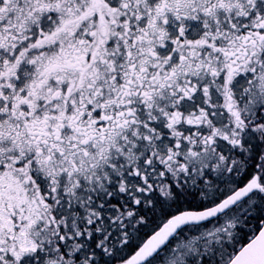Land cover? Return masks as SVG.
<instances>
[{
    "label": "snow or ice",
    "instance_id": "obj_1",
    "mask_svg": "<svg viewBox=\"0 0 264 264\" xmlns=\"http://www.w3.org/2000/svg\"><path fill=\"white\" fill-rule=\"evenodd\" d=\"M0 264H264V0H0Z\"/></svg>",
    "mask_w": 264,
    "mask_h": 264
}]
</instances>
